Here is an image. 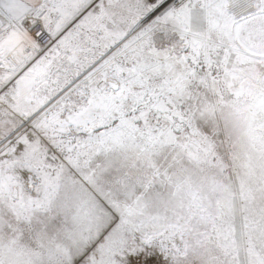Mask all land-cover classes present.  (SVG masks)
Segmentation results:
<instances>
[{"label": "snow or ice", "instance_id": "obj_1", "mask_svg": "<svg viewBox=\"0 0 264 264\" xmlns=\"http://www.w3.org/2000/svg\"><path fill=\"white\" fill-rule=\"evenodd\" d=\"M0 264H264V0H0Z\"/></svg>", "mask_w": 264, "mask_h": 264}]
</instances>
